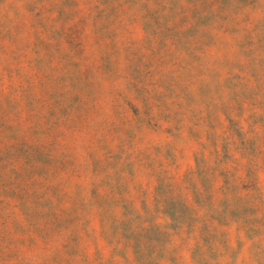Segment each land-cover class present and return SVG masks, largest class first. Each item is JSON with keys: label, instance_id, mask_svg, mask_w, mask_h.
<instances>
[{"label": "rangeland", "instance_id": "374dc122", "mask_svg": "<svg viewBox=\"0 0 264 264\" xmlns=\"http://www.w3.org/2000/svg\"><path fill=\"white\" fill-rule=\"evenodd\" d=\"M0 264H264V0H0Z\"/></svg>", "mask_w": 264, "mask_h": 264}]
</instances>
